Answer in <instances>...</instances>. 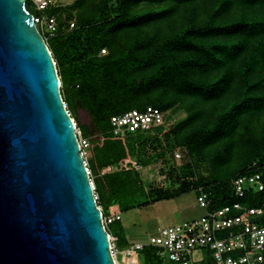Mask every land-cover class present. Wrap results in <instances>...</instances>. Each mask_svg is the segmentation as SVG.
Here are the masks:
<instances>
[{"label": "trees", "instance_id": "16d2710c", "mask_svg": "<svg viewBox=\"0 0 264 264\" xmlns=\"http://www.w3.org/2000/svg\"><path fill=\"white\" fill-rule=\"evenodd\" d=\"M74 5L78 13L69 22L60 20L58 6L45 9L56 18L57 29L43 35L63 78L66 108L85 106L102 141L92 143L88 162L102 213L191 190L197 196L198 187L209 200L207 209L235 201L263 206L264 190L248 189L238 198L232 181L258 171L264 183V0H76ZM26 7L36 14L28 0ZM185 100V116L169 128L164 118L147 130V138L140 139L142 130L112 132L114 114L147 106L163 113ZM147 140L153 152L142 158L137 148ZM241 140L248 142L245 151ZM175 146L188 157L180 188L146 192L128 162H158ZM209 146L213 153L204 176L201 153ZM142 193L146 200L139 198ZM112 206L116 211H107ZM252 220L264 224V209ZM158 250L144 244L138 255L151 264L152 258L161 259ZM201 264L213 262L207 258Z\"/></svg>", "mask_w": 264, "mask_h": 264}, {"label": "water", "instance_id": "95a60500", "mask_svg": "<svg viewBox=\"0 0 264 264\" xmlns=\"http://www.w3.org/2000/svg\"><path fill=\"white\" fill-rule=\"evenodd\" d=\"M60 87L26 0H0V264H115Z\"/></svg>", "mask_w": 264, "mask_h": 264}, {"label": "built area", "instance_id": "2783aa9c", "mask_svg": "<svg viewBox=\"0 0 264 264\" xmlns=\"http://www.w3.org/2000/svg\"><path fill=\"white\" fill-rule=\"evenodd\" d=\"M30 2L36 10L33 16L38 30L42 35L43 33L53 34L57 29V20L53 15H48L45 9L55 6V0H30ZM72 25L71 23L70 26ZM44 38L46 40V37ZM163 119L164 116L160 110L147 106L142 110L131 109L121 114H114L110 118V124L113 134H118L123 131H147L154 125L162 124ZM75 129L80 153L97 203L98 195L84 153L89 140L82 137L78 127L75 126ZM255 165V163L252 164V166ZM232 187L235 196L243 198L248 189L264 190V183L258 171H251L248 174L236 176L232 181ZM197 192V202L205 208L201 216L161 227L149 241L128 244L121 249L117 247L114 237L108 231V225L121 218L120 212L108 215L102 213V223L111 239L110 251L116 263L121 264L116 256L123 251L127 254V264H138L139 250L144 244H149L157 247L160 255L167 254V259L178 264H201L207 258L213 264H264V224L252 220V216L262 213L264 199L263 206L247 207L235 201L217 209H207L209 200L206 193L201 187H198ZM98 206L101 208L100 205Z\"/></svg>", "mask_w": 264, "mask_h": 264}, {"label": "rangeland", "instance_id": "374dc122", "mask_svg": "<svg viewBox=\"0 0 264 264\" xmlns=\"http://www.w3.org/2000/svg\"><path fill=\"white\" fill-rule=\"evenodd\" d=\"M28 1L31 9L34 11L30 0ZM75 1L76 0H55V5L59 8L58 15L60 20L64 22L75 21V16L78 13L77 8L74 7ZM101 52H103V50H101ZM60 80L62 82L63 78L60 77ZM60 90H62V87H60ZM188 101L189 100L182 101L174 109L170 108L169 110L163 112L165 118L164 126L166 128H169L171 125L180 121L185 116L184 107L188 104ZM68 112L71 117L74 118L73 120L75 126L80 129V132L83 133L82 137L91 136V142L89 141V143L91 144L84 148L86 159L89 162L91 157V150L95 148L92 143H95L97 141H99L100 143L102 142L101 138L96 134L98 129H95V127L93 126V119L90 112L85 108V106L81 105L80 103H77L73 108H71V112L69 110ZM84 131L86 132V135L84 134ZM151 132V135H154L155 131ZM140 136V139L147 138L148 131L142 132ZM133 141L134 140H130L129 145H135ZM145 143L146 146H144V148H137L138 146L136 147L139 153L142 155V158H146L148 156V152H153L151 149V145L148 143V140ZM247 143V140L240 141L241 148L243 151L247 149ZM212 153V146L205 148V150H203L201 153V163L199 172L202 173L204 176H207L209 173L210 161L208 158ZM186 160L188 161V157H186L185 152L181 149V147L175 146L172 151L165 153V155H161L158 162H153L149 165H142L140 162L132 160L128 162V164L130 163L128 166L139 172L146 192H149V190L152 192L157 189H161L163 191H171L179 189L182 182L184 181L182 164ZM115 166L116 165L106 166L102 168L101 172H107ZM90 176L92 177V180H95L96 174L91 168ZM145 197L146 193H142L141 195H139V198L142 200H146ZM98 201L101 202L100 196L97 202ZM116 208L112 206L110 208H107V211L115 212ZM204 212L205 208L197 202L195 191L191 190L179 196L162 199L142 206H134L127 210H121L120 214L122 219L120 221H115L110 226V231L115 232L117 235H120L122 240L129 241L120 243H145L149 241L151 236H154L158 233L159 228L174 225L189 219L199 217ZM206 255L208 256L207 252ZM116 257L121 264L128 263L127 254L125 252L122 251V253H117ZM137 261L138 264H145L142 253L137 256ZM151 264L178 263L170 261L169 259H167V254H163L161 255V259L159 261L155 257L152 258Z\"/></svg>", "mask_w": 264, "mask_h": 264}, {"label": "crops", "instance_id": "0c3cea01", "mask_svg": "<svg viewBox=\"0 0 264 264\" xmlns=\"http://www.w3.org/2000/svg\"><path fill=\"white\" fill-rule=\"evenodd\" d=\"M122 219V217L119 219V221ZM110 233L112 234V236L115 238V240H116V243H120V241L122 242V239L120 240V239H118V235L115 233V232H111L110 231ZM120 236V235H119ZM124 241H126V240H124ZM126 242H129V241H126ZM121 245L122 244H124V245H122L121 247H123V246H125L126 244H128V243H120Z\"/></svg>", "mask_w": 264, "mask_h": 264}, {"label": "clouds", "instance_id": "9594fccd", "mask_svg": "<svg viewBox=\"0 0 264 264\" xmlns=\"http://www.w3.org/2000/svg\"><path fill=\"white\" fill-rule=\"evenodd\" d=\"M60 94H61V91H60ZM61 97H62V94H61ZM63 99V98H62ZM76 137H77V134H76ZM77 140H78V137H77Z\"/></svg>", "mask_w": 264, "mask_h": 264}, {"label": "bare ground", "instance_id": "6f19581e", "mask_svg": "<svg viewBox=\"0 0 264 264\" xmlns=\"http://www.w3.org/2000/svg\"><path fill=\"white\" fill-rule=\"evenodd\" d=\"M115 264H117L116 261H115Z\"/></svg>", "mask_w": 264, "mask_h": 264}]
</instances>
